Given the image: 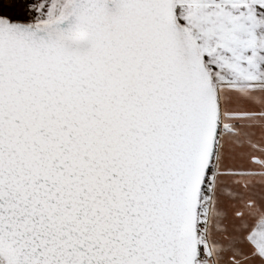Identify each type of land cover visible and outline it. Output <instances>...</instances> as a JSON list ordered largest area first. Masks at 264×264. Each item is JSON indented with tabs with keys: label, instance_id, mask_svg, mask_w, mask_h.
I'll list each match as a JSON object with an SVG mask.
<instances>
[{
	"label": "snow or ice",
	"instance_id": "snow-or-ice-1",
	"mask_svg": "<svg viewBox=\"0 0 264 264\" xmlns=\"http://www.w3.org/2000/svg\"><path fill=\"white\" fill-rule=\"evenodd\" d=\"M0 264H264V0H0Z\"/></svg>",
	"mask_w": 264,
	"mask_h": 264
},
{
	"label": "rangeland",
	"instance_id": "rangeland-1",
	"mask_svg": "<svg viewBox=\"0 0 264 264\" xmlns=\"http://www.w3.org/2000/svg\"><path fill=\"white\" fill-rule=\"evenodd\" d=\"M10 14H12V15H15V13H14V12H11Z\"/></svg>",
	"mask_w": 264,
	"mask_h": 264
}]
</instances>
